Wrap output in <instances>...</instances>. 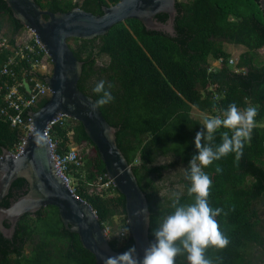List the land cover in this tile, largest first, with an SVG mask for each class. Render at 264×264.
<instances>
[{"label":"trees","instance_id":"trees-1","mask_svg":"<svg viewBox=\"0 0 264 264\" xmlns=\"http://www.w3.org/2000/svg\"><path fill=\"white\" fill-rule=\"evenodd\" d=\"M52 1L44 6L35 0L41 8L52 12L79 6L93 14H101L102 6L117 0ZM175 6L173 36L148 30L132 18L113 25L102 36L90 40L74 38L79 44L72 49L73 54L82 61L77 85L96 101L99 94L92 89L104 81L105 89L113 96L111 102L99 109L116 128L117 146L145 193L150 211L149 241L153 240V231L173 210L174 197L155 199L152 176L159 177L168 167V164L156 165L159 155L171 156L184 164L185 179L179 202L192 201L187 193L190 181L186 172L188 161L197 151L193 143L195 133L203 122L191 115V106L202 104L221 117L230 104L240 111L248 106L256 107L254 126L241 156L237 159L234 153H229L202 169L212 181L209 205L222 210L215 219L229 241L224 248L207 247L205 257L212 264H254L247 259V247L254 245L264 253V60L258 53L264 49L263 12L258 0H176ZM156 18L164 21L166 14L159 13ZM3 27L6 31L1 38H6L12 47L24 27L0 0V30ZM223 43L246 48L235 65L228 63L230 55L223 49ZM10 54L9 49L0 48V69ZM42 55L43 51L37 56L33 54V58ZM102 55L108 57V62L98 66L96 59ZM17 59L15 78L28 79L34 75L43 80L46 76L33 70L30 59ZM212 59L221 61L216 70L208 68ZM5 79L1 76L0 82ZM8 81L12 82L9 78ZM22 91L25 92L24 88ZM47 100H40L32 109L37 110ZM27 112L22 116L26 117ZM222 132L231 135L228 129H219L210 142L212 145L221 142ZM21 134L19 128L0 118V154L2 148L13 152ZM51 137L61 153L68 150L70 140L94 150L93 156L79 154L82 166L70 172L76 180L72 184L73 192L91 205L102 228L119 214L121 227L128 231L124 198L116 188L111 185L99 192L88 190L89 185L100 186L107 179L96 147L82 124L64 116L61 122L52 125ZM26 187L25 179H15L0 205L7 206L8 197L16 199L25 193ZM117 241L109 239L117 253L134 245L128 235L122 242ZM27 247L29 252H25ZM0 264H95V259L81 245L78 235L63 226L56 207L46 206L34 215H22L11 238L0 233ZM175 264H188L186 253L177 255Z\"/></svg>","mask_w":264,"mask_h":264},{"label":"water","instance_id":"water-1","mask_svg":"<svg viewBox=\"0 0 264 264\" xmlns=\"http://www.w3.org/2000/svg\"><path fill=\"white\" fill-rule=\"evenodd\" d=\"M3 1L13 18L34 32L52 68L43 79L50 90L47 102L27 112L31 128L26 135L20 136L23 140L21 152L14 155L2 148L0 154V203L15 179L23 178L27 183L25 193L12 199L7 206L0 205V233L11 238L22 215H34L43 207L54 206L63 226L78 235L81 245L93 254L95 264H104L106 257L117 254L91 205L65 184L51 158L50 151L56 146L47 141L44 129L51 120L63 115L82 124L96 147L107 178L123 196L128 236L133 240L137 257H141L150 242V211L145 193L139 187L131 164L117 146L116 128L106 121L99 107H93V98L78 88L82 61L74 56L68 40L102 36L113 25L132 18L148 30L173 36L176 0H117L103 6L101 14L78 6L65 12H52L41 8L35 0ZM258 3L264 16V0ZM159 13L166 14L164 21L156 18ZM22 84L29 92L24 78Z\"/></svg>","mask_w":264,"mask_h":264},{"label":"clouds","instance_id":"clouds-1","mask_svg":"<svg viewBox=\"0 0 264 264\" xmlns=\"http://www.w3.org/2000/svg\"><path fill=\"white\" fill-rule=\"evenodd\" d=\"M92 91L99 94L93 107L113 100L111 93L105 89L104 81L96 83ZM256 114L254 106L240 111L235 104H230L222 117L204 119L201 129L195 133L193 143L197 151L188 161L186 172L190 181L187 193L192 201L182 204L179 196L173 198V210L153 231V240L143 250L141 257H137L136 247L132 245L123 252L106 257L104 264H175V258L181 252L186 253L188 264H212L204 255L205 249L209 246L224 248L229 241L215 219L222 210L209 205L212 181L202 169L229 153H234L237 159L241 156L244 142L250 139ZM221 128L231 131V135L222 132L221 142L212 145L210 142ZM202 140L204 143H201ZM216 171H221L219 166H216Z\"/></svg>","mask_w":264,"mask_h":264},{"label":"built area","instance_id":"built-area-1","mask_svg":"<svg viewBox=\"0 0 264 264\" xmlns=\"http://www.w3.org/2000/svg\"><path fill=\"white\" fill-rule=\"evenodd\" d=\"M23 29L26 30L27 36H25L22 40L18 39L16 36L12 47L7 42L6 38L0 39V48L9 49L11 52L8 59L2 64L0 69V77L4 76L6 78L0 82V94H2V103H0V118H3L6 122H8L11 127L19 128L22 132L21 135L24 136L31 128V119L28 114L26 117H23V112L25 110L32 111V108L35 107L40 100L48 98L50 90L42 79L33 75L28 79L24 78L29 84V92L25 89V92H23L22 88L24 87L22 79L15 78L16 73L14 66L18 64L17 58L30 59L33 70L40 74L45 73H41L37 71V69L44 67V59H49L41 45L37 42L34 32L28 28ZM41 51H43L44 55H42L39 59L33 58V54L37 56ZM220 63V59L209 60L208 68L216 70L219 68ZM228 63L233 65V59L229 58ZM8 78L11 79V83H9ZM63 117V115H60L57 119L51 120L44 129V135L50 144L56 146L50 151L51 158L56 163L59 175L64 178L65 184H67V186H69V188L73 191L72 175L70 172L72 169H78L82 166V159L78 151L74 148H68L67 151L62 153L58 152L57 143L51 137L52 125L56 122H61ZM22 146L23 140L20 138L15 150L11 153L14 155L19 154L22 150ZM105 177L107 180L105 183L100 184L101 188H108L112 185L106 174ZM119 230L121 235H124V232H126V236L128 235V231L124 226L120 227Z\"/></svg>","mask_w":264,"mask_h":264},{"label":"rangeland","instance_id":"rangeland-1","mask_svg":"<svg viewBox=\"0 0 264 264\" xmlns=\"http://www.w3.org/2000/svg\"><path fill=\"white\" fill-rule=\"evenodd\" d=\"M81 2V0H77ZM6 31V28L3 27L0 30V39L2 33ZM24 35V36H23ZM27 36L26 30L23 29L18 35L17 38L22 40L24 37ZM68 44L71 49H75L79 44L71 38L68 40ZM223 49L229 53L230 58L233 59L234 64L236 63L239 54L244 52L246 48L242 45H234L229 43H223ZM259 56L261 60H264V49L261 48L258 50ZM44 67L35 68L37 71L41 73H45L47 75L50 74L52 64L49 59H44ZM108 62V57L105 55L99 56L96 59V65L102 66ZM94 80V79H92ZM215 112V113H213ZM191 115L200 120L201 122L204 121L206 118H211L215 116H220V114L216 111H211L204 108L202 104H193L191 106ZM68 148H74L78 151L80 155H88L93 156L94 150L90 146H83L78 145L72 142L71 140L68 142ZM137 163V162H136ZM168 167L164 169L159 177L152 176L153 186H155L154 191L156 192L155 199L162 200L165 198L175 197L180 195L183 192V181L185 179V166L184 164L178 163L174 158L167 155H159L156 160V165H167ZM76 180L72 178V184H74ZM102 188L96 184L89 185L88 190L89 192H99ZM121 215L117 214L113 216L111 219V224L106 223L105 232L109 239H117L118 243L122 242L126 237V232L124 235L120 234L119 228L121 227ZM25 252L28 251V247L26 248ZM247 259L254 264H263L264 263V253L261 251L259 247L254 245H250L246 249ZM188 262V261H187Z\"/></svg>","mask_w":264,"mask_h":264},{"label":"flooded vegetation","instance_id":"flooded-vegetation-1","mask_svg":"<svg viewBox=\"0 0 264 264\" xmlns=\"http://www.w3.org/2000/svg\"><path fill=\"white\" fill-rule=\"evenodd\" d=\"M40 1V3L42 4V5H47V3H49V5L50 4H52V0H39ZM72 2H78L77 0H72ZM80 3V2H79ZM79 7V6H78ZM103 7V6H102ZM8 199H9V201H11L13 198L12 197H8Z\"/></svg>","mask_w":264,"mask_h":264}]
</instances>
